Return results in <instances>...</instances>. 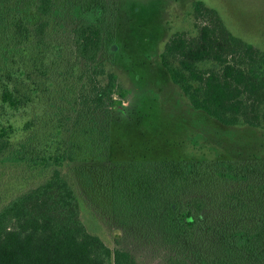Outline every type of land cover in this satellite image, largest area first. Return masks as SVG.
<instances>
[{
  "label": "trees",
  "instance_id": "1",
  "mask_svg": "<svg viewBox=\"0 0 264 264\" xmlns=\"http://www.w3.org/2000/svg\"><path fill=\"white\" fill-rule=\"evenodd\" d=\"M118 3L0 0V165L50 172L0 207V264H139L88 231L81 198L163 264H264V158L181 154L188 128L158 95L124 106L113 68L136 76L127 43L149 59L154 40L130 19L131 39H119ZM195 17L199 35L171 38L161 67L195 112L264 126V52L202 1Z\"/></svg>",
  "mask_w": 264,
  "mask_h": 264
},
{
  "label": "rangeland",
  "instance_id": "2",
  "mask_svg": "<svg viewBox=\"0 0 264 264\" xmlns=\"http://www.w3.org/2000/svg\"><path fill=\"white\" fill-rule=\"evenodd\" d=\"M197 1L216 10L232 34L264 52V0H118L119 39H128V42L131 39L130 19L141 25L140 31L148 32L146 34L151 36L150 41L154 40L149 59L139 53L141 46H137V43H127L135 57L132 69L137 70L136 76H131L129 69L122 64L113 68L121 85L130 91L128 98L123 100L124 106L129 110L133 102L142 100L151 91L158 95L162 109L173 120V124L183 119L188 128V131L183 128L179 135V142L183 145L181 154L207 157L219 154L236 159L264 158V126H224L205 117L203 112H195L180 86L174 84L161 67L160 54L171 38L179 33L189 37L199 35L202 21L195 17ZM65 54L68 59L74 60L71 45L67 46ZM199 66L203 69L219 68L213 61L200 63ZM72 90L75 91L76 87L73 86ZM197 134L202 138L195 143ZM62 170L70 174L69 165H65ZM49 174L33 171L26 165H0V207L14 195L41 183ZM80 205L81 217L88 231L100 236L109 247L114 249L119 244L130 247L136 252L139 264H163L160 250L147 248L123 235L84 198H81Z\"/></svg>",
  "mask_w": 264,
  "mask_h": 264
}]
</instances>
